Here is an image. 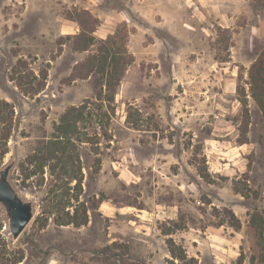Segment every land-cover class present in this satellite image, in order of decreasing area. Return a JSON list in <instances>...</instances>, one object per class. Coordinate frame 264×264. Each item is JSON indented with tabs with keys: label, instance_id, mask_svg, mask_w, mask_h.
I'll list each match as a JSON object with an SVG mask.
<instances>
[{
	"label": "rangeland",
	"instance_id": "1",
	"mask_svg": "<svg viewBox=\"0 0 264 264\" xmlns=\"http://www.w3.org/2000/svg\"><path fill=\"white\" fill-rule=\"evenodd\" d=\"M108 47L129 60L112 75ZM260 57L264 0H0V170L34 204L14 239L0 202V264H170L169 237L197 264H264ZM83 103L93 141L66 174L44 147Z\"/></svg>",
	"mask_w": 264,
	"mask_h": 264
},
{
	"label": "trees",
	"instance_id": "2",
	"mask_svg": "<svg viewBox=\"0 0 264 264\" xmlns=\"http://www.w3.org/2000/svg\"><path fill=\"white\" fill-rule=\"evenodd\" d=\"M105 51V50H104ZM97 58L100 61H103V72H107L108 75H112L113 72H115L120 65V62L124 60L123 66H126L129 63V60H125L126 58L122 55H119L116 51L111 52L109 47L106 49V51L102 55H97ZM97 59V60H98ZM131 59V58H130ZM111 68V69H110ZM109 69V71H108ZM123 73V70H122ZM113 76L110 77V79ZM250 78H251V92L254 99L257 101L259 108L264 116V57L258 58L251 67L250 72ZM110 79H107L105 82L106 89L110 90L112 86V82ZM118 79V78H117ZM120 79V78H119ZM98 85H101L100 82L96 83ZM113 97L109 98V100H112ZM243 105L247 107L246 101H242ZM5 105H8V103L5 101ZM88 107L87 104L83 103L78 106H72L70 107L61 117L60 122L56 125V133H55V139L51 142L50 148L44 147V159H46V156H49L52 160L57 159V162L61 161L62 168H64L66 174L67 172V166L66 163L63 161L64 156L67 154L68 150L72 149L73 147H76V144H82L84 142H92L93 140L87 139L83 140V132L79 128V122L86 119V108ZM92 115V114H91ZM58 152V154H57ZM69 156V155H68ZM80 160V158H79ZM56 162V163H57ZM50 165L51 169L53 171H56L57 164ZM78 171L82 172L81 166L79 167ZM74 175L70 176L69 179L76 180L75 186H80L82 184V177H79V173L76 169H73ZM61 178V177H60ZM228 213L227 215L230 216L232 221V226H235L236 228L240 227V220L236 217L234 212L232 210H226ZM234 222V223H233ZM174 228L179 229L180 227L177 225V223H174ZM219 226L224 224V222L218 223ZM175 230L168 229L166 231V234H172ZM167 245L169 248V252L172 256V259H168V262L170 264H177L175 260L182 261L183 264H197V260L194 257H188L185 249L176 243V241L169 237L167 240ZM245 259V256L243 252H241L239 257V263L243 264V261Z\"/></svg>",
	"mask_w": 264,
	"mask_h": 264
},
{
	"label": "water",
	"instance_id": "3",
	"mask_svg": "<svg viewBox=\"0 0 264 264\" xmlns=\"http://www.w3.org/2000/svg\"><path fill=\"white\" fill-rule=\"evenodd\" d=\"M12 164L0 170V202L8 215L11 236L17 239L34 216V204L24 199L9 179Z\"/></svg>",
	"mask_w": 264,
	"mask_h": 264
}]
</instances>
